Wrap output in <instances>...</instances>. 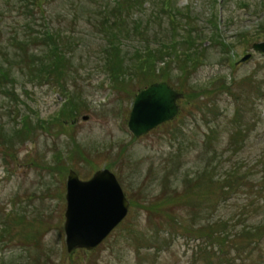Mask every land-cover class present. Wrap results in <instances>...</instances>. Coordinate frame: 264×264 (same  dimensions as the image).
Listing matches in <instances>:
<instances>
[{"label": "rangeland", "instance_id": "rangeland-1", "mask_svg": "<svg viewBox=\"0 0 264 264\" xmlns=\"http://www.w3.org/2000/svg\"><path fill=\"white\" fill-rule=\"evenodd\" d=\"M168 1L190 18L173 23L163 0H39L40 11L0 0V67L9 70L1 81L10 90L0 91V264H264V54L252 50L264 40V0ZM213 11L230 51L212 37ZM116 15L127 21L114 24ZM187 22L194 38L206 37L194 41L199 63L185 69L191 45L178 42L149 67L155 80L182 87L180 113L137 138L128 120L152 72L137 54L186 35ZM109 33L122 37L126 66L116 80L102 52ZM50 58L57 67L46 80L40 68ZM104 168L123 186L129 213L98 247L69 253V171L86 180ZM203 169L217 186L229 173L240 186L222 195L226 184L196 180Z\"/></svg>", "mask_w": 264, "mask_h": 264}, {"label": "water", "instance_id": "water-1", "mask_svg": "<svg viewBox=\"0 0 264 264\" xmlns=\"http://www.w3.org/2000/svg\"><path fill=\"white\" fill-rule=\"evenodd\" d=\"M264 52V42L254 44ZM250 58L247 55L242 59ZM183 94L166 82H158L139 92L131 112L129 127L136 136L146 134L161 123L172 119L179 110L177 100ZM129 201L116 176L109 170L95 173L83 181L71 170L67 182L65 232L68 251L97 247L125 218Z\"/></svg>", "mask_w": 264, "mask_h": 264}, {"label": "trees", "instance_id": "trees-1", "mask_svg": "<svg viewBox=\"0 0 264 264\" xmlns=\"http://www.w3.org/2000/svg\"><path fill=\"white\" fill-rule=\"evenodd\" d=\"M121 3H122L121 0H119V4L118 5H120ZM162 4L165 5L166 8L168 9V11H166L165 13H168L171 16L173 23H177V21L181 19L178 16L187 15V14L181 13L178 10L175 11V13H173L172 12V7L173 6H172L171 3H169L168 0H163ZM132 14L133 13H129V16L132 15ZM114 20H115L114 24H120V23H123V22L127 21V19H125L124 16L123 17H121V16L119 17L118 15L115 16ZM138 24H139L138 22H135V27L136 28H138V26H139ZM183 26L186 27V29H187L185 31L186 35L182 36L181 34H178V35L181 36V37H178L177 36V32H173L172 35L169 34L168 38L166 37V39H165L166 42L165 41L162 42L163 39L162 40H157L156 39L155 40V42H157V44H155L156 47L151 46V44L149 43V44H147V46H146V48L144 50H139V51H142V52H138V54H137V52L135 51V54L139 55V57L142 60H145L144 58H146L147 62L151 61L147 65V68L149 69V67L153 66L154 62L160 61L161 58L166 57V56H172V55H169L165 51H169L172 48H178L177 47L178 42H181V43L185 42V43H188V44L191 45V47H188L185 52L182 51V54H183L182 57L185 56L186 60H187V63L184 65L185 69H186V66H188V64H190V63H192L193 65L198 64L199 60L196 57L199 58V57H202V55L198 51V48L194 46V41H198V40L200 41V40H203L206 37L201 36L200 34L203 35V33L198 31L197 32L198 38H194L196 36L193 34L194 30H193V24H191V22H188L187 24H184ZM262 26H261V28H264V26L263 27ZM128 33H129V31H128ZM211 33H212V37H220L222 39L220 41H221V45L223 46V48L225 50L230 51V47L227 45V43L225 41V38L222 35H219V26L217 24V21L214 22V28L212 29ZM44 34L45 35H43V36L45 38V41L47 42V47L49 48L50 51H51V48H52L54 59H57L56 58L57 54H58L57 39L55 38L53 33L49 32V31H45ZM105 36L107 37V41H108L107 43L108 44H107L106 47H104L105 49L102 50V52L105 55L107 69H108L110 75L113 76V78L116 77V78H114V80H116L117 79V71L123 70L124 67L126 66L124 63L121 64V57H120V56H122L121 54H122V51H123L122 50V46H121L122 37H120L119 34H116V33H109V36H107V34H105ZM12 44L15 45L16 42L13 41ZM192 50H194V51L192 53H190ZM187 52H188V54H187ZM160 54L163 55V56L160 59H158L157 56L160 55ZM59 58H62V60L65 59V57H61V56L58 57V59ZM43 61L45 63H43L42 66H41L42 68H40L41 72H43V73L45 72V74H48V73L51 74L53 68L56 69V67H57V65H56L57 60L54 62V60L52 61L51 58H50V59H44ZM150 69L152 70V72L151 73L150 72L146 73L147 81H148L147 83L148 84L153 82V81H155V79L157 77L156 76L157 72L155 70V67H152ZM150 69H149V71H151ZM184 72H186V70ZM133 73H134V76L138 75L137 71L136 72L134 71ZM2 75H3L4 79L7 81V78L9 76V70H7V69L4 70L2 67H0V87H1L0 91L2 93H5L6 95H10V90L8 88V85H5L1 81V79H3ZM259 87H260V84H259ZM259 87H257V93H260V91H261V88H259ZM180 89H182V87H180ZM21 121H22V126H23L22 128H25L26 125H27V118L23 117V119ZM212 173H213V171L211 172L208 169H203V170L197 171L196 180L200 181L201 183H204V182H207L209 184L211 183V186H212L213 184H215V183L212 182V181H214ZM229 176H228L229 179H226L224 181H220V180L218 182L215 181L218 184V186L215 184L218 187V189L219 188L220 189H224L225 184L228 187L227 189H229V190L222 191V193H221L222 195H223V192H228V194H232L233 192H235L238 189V186H240L239 182L230 181L231 180L230 173H229ZM215 225L219 226V222L218 223L216 222V224L213 223L212 227H215ZM214 235H216V234H214ZM214 235H211V237H213Z\"/></svg>", "mask_w": 264, "mask_h": 264}]
</instances>
